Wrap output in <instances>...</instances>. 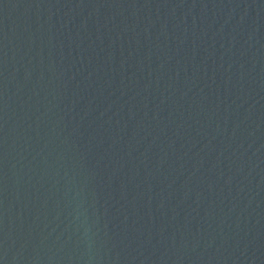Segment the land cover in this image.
I'll use <instances>...</instances> for the list:
<instances>
[{
	"label": "water",
	"instance_id": "1",
	"mask_svg": "<svg viewBox=\"0 0 264 264\" xmlns=\"http://www.w3.org/2000/svg\"><path fill=\"white\" fill-rule=\"evenodd\" d=\"M0 264H264V0H0Z\"/></svg>",
	"mask_w": 264,
	"mask_h": 264
}]
</instances>
